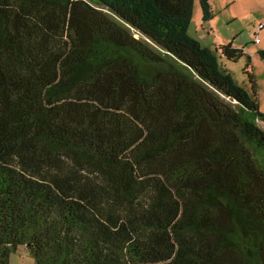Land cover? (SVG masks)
Masks as SVG:
<instances>
[{
	"label": "trees",
	"instance_id": "trees-1",
	"mask_svg": "<svg viewBox=\"0 0 264 264\" xmlns=\"http://www.w3.org/2000/svg\"><path fill=\"white\" fill-rule=\"evenodd\" d=\"M94 1L119 21L0 0V264H264L250 56L244 85L219 62L243 48L188 32L194 0Z\"/></svg>",
	"mask_w": 264,
	"mask_h": 264
},
{
	"label": "rangeland",
	"instance_id": "rangeland-1",
	"mask_svg": "<svg viewBox=\"0 0 264 264\" xmlns=\"http://www.w3.org/2000/svg\"><path fill=\"white\" fill-rule=\"evenodd\" d=\"M86 1L93 6H99L111 17L118 20V17L114 13L102 7V5L94 0ZM209 3L212 18L209 21H205L202 18L203 13L199 0H194L188 32L212 50L215 44L229 43L233 47L243 48L247 52L246 55L240 56L236 61L219 55V62L232 74L238 83L244 85L247 83V75L243 72V69L247 62V55L251 56L250 62L252 65L250 64V69H254H252V72L257 77L259 111L264 113V59L260 58L257 54L258 50L264 49V29L258 34L260 42H254L255 27L258 23L264 22V0H209ZM130 29L135 37L144 38L134 28ZM151 44L157 47L155 44ZM161 51L169 61L198 79V76L193 71H190L182 62L166 51ZM217 53L220 54L221 52L217 51ZM259 118L261 121L260 125L264 126V117L259 116ZM9 264H35V260L24 246H19L10 254Z\"/></svg>",
	"mask_w": 264,
	"mask_h": 264
},
{
	"label": "built area",
	"instance_id": "built-area-1",
	"mask_svg": "<svg viewBox=\"0 0 264 264\" xmlns=\"http://www.w3.org/2000/svg\"><path fill=\"white\" fill-rule=\"evenodd\" d=\"M262 29H264V22L258 23V25L255 27L256 30V35L254 37V42L258 43L260 42V39L258 38V33L259 31H261Z\"/></svg>",
	"mask_w": 264,
	"mask_h": 264
},
{
	"label": "crops",
	"instance_id": "crops-1",
	"mask_svg": "<svg viewBox=\"0 0 264 264\" xmlns=\"http://www.w3.org/2000/svg\"><path fill=\"white\" fill-rule=\"evenodd\" d=\"M260 32V31H259ZM244 52H245V50H244ZM246 54H247V52H245ZM249 55V54H248ZM250 56V55H249ZM252 58H251V56H250V60H251ZM254 70V69H253ZM261 122V121H260ZM260 122H259V124H260ZM262 126V128L264 129V126L263 125H261Z\"/></svg>",
	"mask_w": 264,
	"mask_h": 264
}]
</instances>
